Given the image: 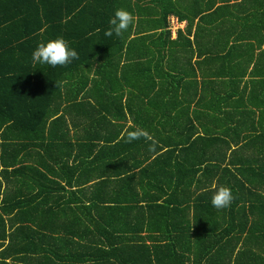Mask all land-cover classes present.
Masks as SVG:
<instances>
[{
    "label": "trees",
    "instance_id": "trees-1",
    "mask_svg": "<svg viewBox=\"0 0 264 264\" xmlns=\"http://www.w3.org/2000/svg\"><path fill=\"white\" fill-rule=\"evenodd\" d=\"M121 8L131 11L128 0H0V264H214L238 243L233 264H263L245 246L262 225L231 219L247 218L248 198H264L232 192L231 206L217 210L215 192L196 193V161L182 155L198 140L155 143L153 151L154 137L101 142L102 112L88 111V99L104 104L105 82L89 80L88 69L125 43L129 33L104 34ZM57 37L79 59L33 66L32 52ZM142 114L131 113L135 124ZM70 126H79L76 143Z\"/></svg>",
    "mask_w": 264,
    "mask_h": 264
},
{
    "label": "crops",
    "instance_id": "crops-1",
    "mask_svg": "<svg viewBox=\"0 0 264 264\" xmlns=\"http://www.w3.org/2000/svg\"><path fill=\"white\" fill-rule=\"evenodd\" d=\"M128 3L135 22L124 33L125 43H117L110 56H95L88 69L89 80L105 82L98 90L104 104L88 99V111L102 112L96 116L104 126L101 142L115 137L107 143L127 146L128 129L143 131L140 123L158 131L150 135L158 146L198 140L182 155L189 165L196 161V193L226 186L264 198V0ZM113 79L119 88H112ZM133 111L143 113L138 124ZM78 129L70 126L71 143L78 142ZM230 160L236 162L227 165ZM214 164L221 169L214 172ZM247 201V218L231 221L262 225L245 246L262 255L264 264V203ZM240 247L230 259L215 257L213 263L233 264Z\"/></svg>",
    "mask_w": 264,
    "mask_h": 264
},
{
    "label": "clouds",
    "instance_id": "clouds-1",
    "mask_svg": "<svg viewBox=\"0 0 264 264\" xmlns=\"http://www.w3.org/2000/svg\"><path fill=\"white\" fill-rule=\"evenodd\" d=\"M134 22L135 17L132 13L122 8L116 9L114 15L108 21L109 28L104 34L108 37L113 36V34L121 37ZM76 59H79L77 51L69 48L68 42L63 37H57L46 43H40L31 55L33 66L40 64L49 65L52 68L65 67ZM141 138L152 140V137L148 133L138 130L128 135L127 142L130 143L132 140ZM154 148L155 141L152 140L149 150L153 151ZM234 199L235 197L230 188L220 186L213 194L211 204L215 209L222 210L230 207Z\"/></svg>",
    "mask_w": 264,
    "mask_h": 264
}]
</instances>
